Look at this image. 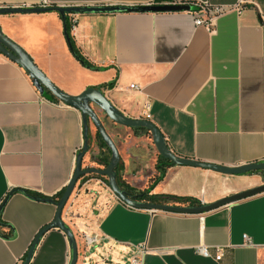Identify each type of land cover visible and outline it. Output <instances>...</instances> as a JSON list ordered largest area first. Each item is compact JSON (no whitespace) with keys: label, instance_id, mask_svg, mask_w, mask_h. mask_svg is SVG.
Wrapping results in <instances>:
<instances>
[{"label":"crops","instance_id":"1","mask_svg":"<svg viewBox=\"0 0 264 264\" xmlns=\"http://www.w3.org/2000/svg\"><path fill=\"white\" fill-rule=\"evenodd\" d=\"M43 1L75 7L190 6L67 15L69 23L74 19L75 45L99 70L72 56L57 11L0 14V28L63 92L77 95L114 80L112 88L100 89L124 115L139 118L148 103L150 121L176 155L224 166L264 160V0H0V7ZM214 7L222 11L213 15L211 28L195 26V16L207 19ZM109 122L117 138L102 124L120 156L118 179L131 192L190 196L204 204L245 189L215 184L225 174L180 165L167 167L153 184L152 142L141 131ZM87 130L82 167L102 168L93 159L106 151L91 121ZM83 140L80 111L51 100L0 54V264H22L33 238L55 214V204L22 190L56 195L72 177ZM255 174L225 176L246 177L253 186ZM105 179L91 174L78 179L62 209L77 245L75 264H128L140 248L141 264H264V193L183 214L129 207ZM83 233L100 237L85 252ZM244 234L252 245L243 244ZM199 245L211 257L197 253ZM216 249L219 261L213 259ZM69 259L66 234L50 228L28 264Z\"/></svg>","mask_w":264,"mask_h":264},{"label":"water","instance_id":"2","mask_svg":"<svg viewBox=\"0 0 264 264\" xmlns=\"http://www.w3.org/2000/svg\"><path fill=\"white\" fill-rule=\"evenodd\" d=\"M191 10L190 6L185 4H163V5H147V6H133V7H120V6H85V7H75V6H24V7H13L4 6L0 7V14L9 13H39L46 11H57L63 21H65L67 15L79 14V13H101V12H131V11H183ZM0 54L8 58L9 60L16 63L23 71L30 77L32 83L38 87L40 91H47L55 99L64 105L71 106L80 111L83 122V145L81 150L76 155L75 169L73 171L72 177L70 178L67 185L60 198L55 202L56 210L54 217L50 223L43 226L35 235L29 248L26 252V256L22 264H28L34 248L41 237V235L50 228L61 229L67 236L70 246V259L68 264H75L77 260V245L74 236L69 229V227L62 221L61 213L64 205L66 204L69 196L71 195L76 182L78 179L85 175H97L103 176L107 180V185L112 191L114 196L120 200L122 203L129 207L135 209H147V210H157L166 211L173 213H183V214H198L208 212L210 210L216 209L223 205L233 203L235 201L251 197L257 194L264 193V184L255 186L237 193L227 195L225 197L219 198L210 203H200L196 206H180L172 204H157L148 203L143 201H138L128 197L117 185L115 179V168L117 167L120 156L112 141L111 137L106 132L102 122L95 113L91 106L98 108L104 113V115L113 123L121 125L128 128L142 127L145 128L150 136L152 144L155 147L158 155L165 159L170 160L175 165L180 166H191L195 168L208 169L213 172L225 174V175H242L250 171H261L264 170V160L261 162L246 163L237 166H224L214 163H207L198 161L196 159L183 157L173 153L162 133L157 128V126L150 120L143 118H131L120 112L102 93L100 88L89 87L84 89L81 93L77 95H70L59 88H57L49 79L37 68L33 63L32 59L12 40L3 34L0 28ZM91 121L95 131L98 133L102 141L106 144L110 150V159L106 166L102 168L98 167H82V157L87 151V121ZM40 201L51 202L48 198H37Z\"/></svg>","mask_w":264,"mask_h":264},{"label":"trees","instance_id":"3","mask_svg":"<svg viewBox=\"0 0 264 264\" xmlns=\"http://www.w3.org/2000/svg\"><path fill=\"white\" fill-rule=\"evenodd\" d=\"M70 30H71V24L67 21V18L64 21V36H65V40L68 46V49L70 51V53L72 54V56L85 68L87 69H91V70H99L98 67H96L95 65H93L91 62H89L84 55L81 53V51L79 50V48L75 45L71 35H70ZM114 84V80L109 81L107 84L104 85H99V87H95V88H103V87H108V88H112ZM50 99L57 102L58 100L55 99L52 95H50ZM135 133L138 131L141 132H147V130L145 128L142 127H134L132 128ZM87 137H88V130H87ZM95 137L98 141L99 147L100 148H104L106 151V155H102V153L100 152L97 156L94 157V161L97 162L98 164H101L103 166H106L109 159H110V150L108 149V147L106 146V144L102 141V139L100 138V136L98 135V133H95ZM87 148H88V143H87ZM175 165L173 162H171L168 159L163 158L162 156L158 155L157 156V160H156V164H155V170L157 172V176L154 178V183L158 182L159 180L162 179L164 173H165V169L167 167L173 166ZM118 169H119V163L117 165V167L115 168V179H116V183L118 185V187L130 198L138 200V201H143V202H148V203H157V204H172V205H180V206H196L200 204V201L194 197H190V196H177V195H170V194H166V195H162V194H149L148 190H144V191H138V192H131L130 189L127 187V185H125L123 182H121L118 179ZM260 171H250L248 173L245 174H253V173H259ZM97 176V175H95ZM99 178H103V176H98ZM105 181L107 182V180L105 179ZM64 188H62L56 195L52 196V197H44L42 195H39L35 192H31V191H27V190H22V192L33 198V199H37V198H48L51 200V203L55 204V202L60 198L62 192H63ZM4 223L0 220V226H3ZM26 256V254L24 255V257ZM23 257V259H24Z\"/></svg>","mask_w":264,"mask_h":264},{"label":"built area","instance_id":"4","mask_svg":"<svg viewBox=\"0 0 264 264\" xmlns=\"http://www.w3.org/2000/svg\"><path fill=\"white\" fill-rule=\"evenodd\" d=\"M243 0H240L239 2H242ZM176 4H180V3H176ZM36 6H39V7H46V6H51V5H48L46 4L44 1ZM13 7H24V6H13ZM222 11V8L221 7H214L211 11H209V15H208V18L207 19H203L201 17H198V16H195L194 18V24L195 26H204L206 28H211L212 26V17L215 13H219ZM70 24L71 26H73L74 24V19L70 16ZM130 88H133V89H137V86L134 85V84H131L130 85ZM144 112H143V115H142V118L143 119H146V120H150V115L149 113L147 112L148 110V103H145L144 104ZM100 240V237L99 235L97 234H91V235H88V234H85L83 233L82 234V242H83V251L85 252V250L91 248L93 245H95L96 243H98ZM243 244L244 245H252V242L250 240V238L247 236V235H243ZM196 252L203 255V256H206V257H211V254L208 250V248L204 245H199L196 247ZM144 253V250L143 249H138V253L133 255L130 259H129V262L128 264H141V258H142V254ZM222 257V253H221V250L220 249H216V253L215 255L213 256V259H215L216 261H219Z\"/></svg>","mask_w":264,"mask_h":264},{"label":"rangeland","instance_id":"5","mask_svg":"<svg viewBox=\"0 0 264 264\" xmlns=\"http://www.w3.org/2000/svg\"><path fill=\"white\" fill-rule=\"evenodd\" d=\"M93 109H94L95 113L97 114V116L99 117L100 121L106 125V128L109 130V132L112 135H116V138H117V136H118L117 130L112 125H110L109 119L98 108H93ZM141 116L139 118H142ZM87 123H89V121H87ZM143 133L145 136L148 137V140L151 143L152 141H151V136H150L149 132L147 131V132H143ZM120 134H123V132L121 131ZM151 150L153 153V160L154 159L157 160L158 153L156 152L155 147L152 143H151ZM255 175H257V176H255L256 184H254L253 186L251 183H253L254 180L251 181V179L248 180L246 177H241V176H225V175L221 176V179L216 181L215 184H218L220 187H223L226 185V186L232 187V188H239V189L245 188L244 190L264 184V170H261L259 173L255 174ZM237 192H239V191H237Z\"/></svg>","mask_w":264,"mask_h":264}]
</instances>
